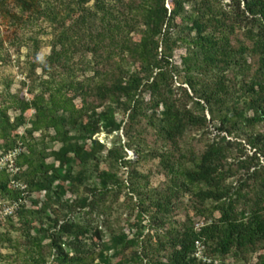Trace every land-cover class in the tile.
<instances>
[{"label": "trees", "instance_id": "16d2710c", "mask_svg": "<svg viewBox=\"0 0 264 264\" xmlns=\"http://www.w3.org/2000/svg\"><path fill=\"white\" fill-rule=\"evenodd\" d=\"M223 1L0 0V26L13 27L12 34L27 24L25 14L55 31L52 53L32 64V73L40 66L47 77L29 87L31 96L11 92V83L0 92V157L22 149L15 176L0 169V198H21L13 181L26 184L31 199L43 194L0 221L20 224L12 228L28 242L26 264H214L196 257L198 240L222 264L229 257L235 264H264V131L258 130L264 123V0ZM179 48L186 50L181 62L188 86L181 85L177 96L173 84L180 72L173 58ZM80 65L92 75L80 78ZM10 110L18 113L11 117ZM214 122L218 137L200 153L177 155L186 131ZM102 132L118 134L120 143L107 147L97 138ZM148 134L169 144L152 151L170 177L167 191L150 203L156 216L187 194L190 211L206 223L198 229L188 212L181 228L168 227L162 235L141 239L138 227L132 237L119 229L105 239L100 226L74 213L105 209L101 201L125 185L115 164L130 167L134 186L146 177L124 150ZM47 136L61 146L48 149ZM228 137L242 138L254 154L232 163L231 146L242 143ZM135 150L138 161L149 155ZM104 161L109 167H100ZM241 169L246 173L235 184ZM93 177L97 182L89 184ZM129 249L131 260L125 259Z\"/></svg>", "mask_w": 264, "mask_h": 264}, {"label": "rangeland", "instance_id": "374dc122", "mask_svg": "<svg viewBox=\"0 0 264 264\" xmlns=\"http://www.w3.org/2000/svg\"><path fill=\"white\" fill-rule=\"evenodd\" d=\"M224 4L229 2V0H224ZM28 19L26 25H22L18 28L17 33H11L14 29L13 27H6L4 25L0 26L1 34L0 38H4L5 34L8 33L9 38L5 40L3 48L0 49V92H3L6 87L10 84V90L13 93L20 92L26 98H29L31 95L28 92L29 87L34 84H38L39 77H47L46 74H43V70L40 66L36 68L35 74L32 73V64L39 60H45L53 50L52 41L55 37V31L50 26V24L43 18L36 17H27ZM36 41L39 42V48L36 49ZM36 52V53H35ZM186 54L185 48H179L175 51V56L173 58L174 63L179 67V72L175 77L173 84V90L175 95L179 96L182 93L181 85L188 86L183 83L184 81V72L182 71L183 65L181 62V57ZM88 55L84 61L90 59ZM80 57H76L78 60ZM84 65H80V69L77 71L80 78L92 75V70L83 68ZM147 100L149 95L146 94ZM191 105V104H190ZM18 112L10 110L9 114L11 117H14ZM208 113V112H207ZM119 119H125L123 114H118ZM208 117L210 115L208 114ZM219 125L217 122L210 123L209 126L203 131H186L183 138L180 140L179 149L176 151L177 155L181 153L189 154L190 151L195 153H200L202 149L207 145L209 141L214 140L218 137V130L216 126ZM30 126V125H27ZM258 130L264 131V123L258 126ZM22 131V130H21ZM53 132L47 135H52ZM121 135V144L128 142V138L125 136L124 131L122 130ZM225 135V133H222ZM40 133H36L35 137L40 138ZM97 138L101 142H104L107 147H111L115 142L120 143L118 134L114 133L112 135H107L105 132L99 133ZM227 139L232 140L233 142L241 141L242 144H234L231 146L229 161L234 163V160L237 157L241 156L242 159H245L247 156L254 154L255 150L244 141L242 138L237 139L235 137H228ZM45 142L48 145V149H58L61 144L57 142L50 141L49 136L46 137ZM119 145V144H118ZM137 148L144 150L145 154H148L145 158L138 161L139 155L136 153ZM169 148V144H164L162 140L156 136L151 137L150 134L147 135L145 140L142 142H135L133 148H125L127 153V159H130L134 162L137 169L146 175L142 178L140 183L134 186L132 184V177H129V166L124 165H114V169L118 172L120 178L125 181V185L122 188H116L115 191L110 193L105 197L101 202L103 203L104 210L99 209L90 212L89 208L82 211H75L76 219L81 221L89 222L93 227L100 226L103 230V235L108 239L107 233L111 230L123 229L125 232L131 235H134L135 231L139 228H142L141 239H147L148 237L162 235L168 227H179L181 228L182 224L187 220V213L190 211V197L185 194L180 197L177 203L174 204V207L170 212H164L163 214H158L156 216L157 208L150 206L151 201H156L160 197L161 193L167 191L170 184V177L166 175L165 172L161 169L160 158L154 157L152 155L153 150L164 151ZM262 162L264 158H261ZM47 161L52 162L53 158H49ZM185 165L190 166L191 162L186 158ZM110 161H104L101 164V168L109 167ZM236 165L233 167V170L236 171ZM245 170L241 169L237 175L233 176L232 181L237 183L239 177L245 175ZM96 178L93 177L90 179L89 184H94ZM133 186L136 190H132ZM82 191H86L85 187H82ZM74 195L68 194L66 199H74ZM42 195L34 194L33 198L27 197L25 203L30 205L33 201L37 199H42ZM1 199V198H0ZM143 199V200H141ZM2 200V199H1ZM143 201V202H142ZM7 202V201H5ZM145 206H149L150 209L148 212L143 210ZM195 224L206 223V220L196 215L195 212L192 214ZM156 218V219H155ZM169 223L167 227H163L160 224L162 222ZM12 223L16 224L17 227H20V224L15 220L11 222L7 220L3 224H0V264H26L27 256L24 254V251L28 245L26 238L23 235L22 230H15L12 228ZM160 223V224H159ZM10 239V240H9ZM49 240H46L48 242ZM20 249V250H18ZM46 254V252H45ZM47 255V254H46ZM132 252L131 249L125 254V259L131 260ZM258 253L253 254L252 262L257 261ZM121 258H114V262H117ZM48 259L52 260L51 257ZM98 260L95 261V263ZM225 263L235 264L233 257L227 258ZM129 264H137L135 261H132ZM246 264V263H244Z\"/></svg>", "mask_w": 264, "mask_h": 264}, {"label": "built area", "instance_id": "2783aa9c", "mask_svg": "<svg viewBox=\"0 0 264 264\" xmlns=\"http://www.w3.org/2000/svg\"><path fill=\"white\" fill-rule=\"evenodd\" d=\"M22 151L21 148H18L5 156L0 157V169L7 168L8 172L15 176L16 173L19 171V168L15 165V160L17 159L18 155ZM14 186L22 191V196L18 201L13 203H7L3 199H0V221L7 219L8 217H15L16 212L19 209L21 203H25L28 197L27 185L22 182L13 181ZM205 223L199 224L197 223L196 227L199 229L204 226ZM196 257L202 259L204 262L214 263V264H222L219 260L213 259L206 255V246L205 244L198 240L196 242ZM229 264V263H227Z\"/></svg>", "mask_w": 264, "mask_h": 264}]
</instances>
